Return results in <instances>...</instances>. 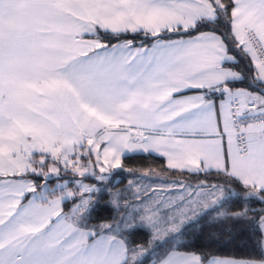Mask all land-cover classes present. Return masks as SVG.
<instances>
[{
  "label": "snow or ice",
  "instance_id": "obj_1",
  "mask_svg": "<svg viewBox=\"0 0 264 264\" xmlns=\"http://www.w3.org/2000/svg\"><path fill=\"white\" fill-rule=\"evenodd\" d=\"M0 264H264V0H0Z\"/></svg>",
  "mask_w": 264,
  "mask_h": 264
},
{
  "label": "trees",
  "instance_id": "obj_2",
  "mask_svg": "<svg viewBox=\"0 0 264 264\" xmlns=\"http://www.w3.org/2000/svg\"><path fill=\"white\" fill-rule=\"evenodd\" d=\"M122 163L124 170H115L118 175L112 180V186L108 189L109 192L125 189L131 177L136 178L139 172L147 168H153L157 172H160L162 168L166 167L164 159L154 155L126 156ZM127 169H134L136 172L130 173ZM177 178H179V174H177ZM88 182L90 183L91 181ZM124 194L126 195L127 193ZM109 199V195L105 194L103 199L100 200L101 207L97 208L92 217L94 223L101 220L110 221L111 218L116 215L111 209L103 207V205L107 204ZM70 206L71 205L68 207ZM256 206L259 207V205ZM147 238V234L142 233L136 239L139 243H147ZM242 239V237L238 236L233 240L228 232H220L214 228H206L204 230V235L200 239H194L192 241L191 247L198 252L205 253L209 258L217 256L221 258L242 259L252 255H258V250L253 244L249 243L246 247L241 246Z\"/></svg>",
  "mask_w": 264,
  "mask_h": 264
},
{
  "label": "crops",
  "instance_id": "obj_3",
  "mask_svg": "<svg viewBox=\"0 0 264 264\" xmlns=\"http://www.w3.org/2000/svg\"><path fill=\"white\" fill-rule=\"evenodd\" d=\"M135 155V154H134ZM146 155V154H145ZM152 155H154V156H157V157H160V156H158V155H156V154H152ZM129 156H131V155H129ZM160 158H162V159H164L163 157H160ZM164 161H165V164H166V160L164 159ZM221 258V257H220Z\"/></svg>",
  "mask_w": 264,
  "mask_h": 264
},
{
  "label": "rangeland",
  "instance_id": "obj_4",
  "mask_svg": "<svg viewBox=\"0 0 264 264\" xmlns=\"http://www.w3.org/2000/svg\"><path fill=\"white\" fill-rule=\"evenodd\" d=\"M135 178L131 177V180H133ZM119 191H122V189H119V190H115V191H111V192H119ZM127 195V194H126Z\"/></svg>",
  "mask_w": 264,
  "mask_h": 264
}]
</instances>
